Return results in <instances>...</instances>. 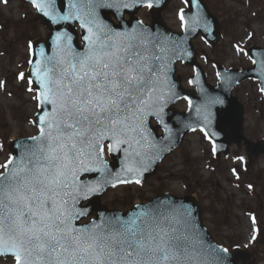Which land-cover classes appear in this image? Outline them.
Segmentation results:
<instances>
[{
  "label": "snow or ice",
  "instance_id": "obj_1",
  "mask_svg": "<svg viewBox=\"0 0 264 264\" xmlns=\"http://www.w3.org/2000/svg\"><path fill=\"white\" fill-rule=\"evenodd\" d=\"M32 3L50 15L46 4ZM96 6L88 0L86 21L77 15L88 31L85 51H71V37L57 35L58 44L69 41L68 55L34 68L40 135L0 173V254L10 253L16 264H202L183 213L147 209L130 219L77 224L85 215L78 200L98 190L83 183L82 173L101 170L105 148L146 139L159 99L160 57L143 33H113L100 23Z\"/></svg>",
  "mask_w": 264,
  "mask_h": 264
},
{
  "label": "rangeland",
  "instance_id": "obj_2",
  "mask_svg": "<svg viewBox=\"0 0 264 264\" xmlns=\"http://www.w3.org/2000/svg\"><path fill=\"white\" fill-rule=\"evenodd\" d=\"M203 1L220 21V39L209 44L199 35L193 43L208 82L216 86L219 66L227 70L246 69L253 65L248 49L264 48V0ZM184 9H188L184 0H171L160 13L161 20L171 30L181 32L179 13ZM137 15L151 21L149 10H141ZM48 33L31 4L24 0H0V173L11 155L9 142L38 132L34 124L38 94L29 83L27 70L31 40L47 37ZM21 74L24 79H20ZM177 75L184 89L194 91L189 85L194 75L192 66L178 63ZM233 94L245 106V136L253 142H264V95L259 83L245 80ZM187 105V101H182L174 109L185 112ZM183 142L144 185L112 188L99 202L124 208L131 201L151 200L160 192H171L177 197L191 192L205 208L206 225L220 244L230 250L240 247L250 251L254 253L250 264H264V245L258 239L264 227V156L251 162L245 146L233 145L228 155L216 159L211 142L200 130L188 133ZM215 216H219L218 222ZM0 264L15 261L0 258Z\"/></svg>",
  "mask_w": 264,
  "mask_h": 264
},
{
  "label": "water",
  "instance_id": "obj_3",
  "mask_svg": "<svg viewBox=\"0 0 264 264\" xmlns=\"http://www.w3.org/2000/svg\"><path fill=\"white\" fill-rule=\"evenodd\" d=\"M27 1L32 3V0ZM38 2L46 4L50 12V15L46 16L37 8L39 18L51 29V33L48 38L38 39L32 46V60L28 71L30 80L37 87V93L38 83L34 74L37 62L55 63L60 56L68 55L69 41L64 39L58 44L56 36H70V50L83 52L87 44L84 37L88 35L87 28L82 27V20L77 18L79 15L86 21L88 0H38ZM169 2L170 0H93V3L97 5L94 10L95 18L113 33L124 34L134 31L143 33L146 46L160 57L155 64L161 71L157 91L154 93V98L159 97V99L155 100L153 114L148 115L145 123L146 139H142L139 145L133 144L132 148H128L125 144L111 152L108 151L113 159L110 162L106 157L105 148L102 163L97 165L101 170L82 173L83 183L95 186L98 190L89 192L86 196L82 195L78 200L77 207L85 210V215L79 218L77 224L83 226L90 225L94 221L99 223L105 220L130 219L147 209H158L169 215L183 213L182 219L185 220L189 233L198 240L197 251L202 264H220L216 259L217 254L222 264H238V260L247 262L250 253L243 252L240 248L230 252L215 241L202 219L203 208L194 196L178 198L169 192L161 193L152 200L144 204H136L132 209L124 212L108 210L99 202V197L112 187L123 183H134L137 179L140 181L139 184L145 183L148 176L156 174L158 164L177 150L183 143L184 137L191 131L203 130L207 139L212 141L213 152L217 157L222 153L227 154L230 145L240 146L244 141L250 151V158L264 154L263 142L252 143L245 138L243 134L244 106L233 95V91L241 84V81L250 78L258 80L264 94V49L251 47L250 54L254 60V66L251 69L226 71L219 67V85L217 87L210 85L201 66L196 62L192 40L202 33L205 40L216 43L220 29L219 20L212 17L202 0H187L191 10L181 13L180 17L184 23L183 34L170 31L158 17H155L153 24L149 26L135 17L127 22L124 20L126 13L133 16L138 9L147 6L148 3L152 4L150 8L152 12L159 14ZM125 4L128 7H125ZM78 9L82 11L78 12ZM53 16L56 17L55 20ZM64 16L69 18L65 20L62 18ZM112 16L119 23L113 22ZM78 26L81 29L83 47L80 46ZM41 50L43 56H41ZM179 61L194 67L195 76L190 79V85L196 88L195 92L184 90L180 86V81L176 79V63ZM186 99L189 101V109L186 112L173 109L176 103ZM39 110L35 124L40 129L38 121L41 114L40 106ZM153 120L157 121V127L163 134L160 135L157 127L152 126ZM39 135L11 142L9 146V150L13 152L11 158L19 160L34 145L33 138ZM105 144L107 145L108 141H105ZM129 168L134 170L128 171ZM87 203L88 205H85ZM93 214H96V217L89 223H80ZM0 256L13 257L10 253L0 254Z\"/></svg>",
  "mask_w": 264,
  "mask_h": 264
},
{
  "label": "trees",
  "instance_id": "obj_4",
  "mask_svg": "<svg viewBox=\"0 0 264 264\" xmlns=\"http://www.w3.org/2000/svg\"><path fill=\"white\" fill-rule=\"evenodd\" d=\"M133 204V202L131 201V202H129L128 203V205H132ZM114 205H112L111 207H113ZM208 211H209V209H208ZM216 220V219H215Z\"/></svg>",
  "mask_w": 264,
  "mask_h": 264
}]
</instances>
